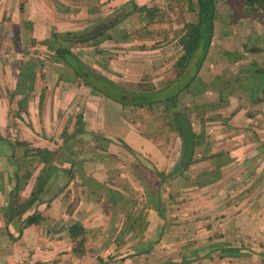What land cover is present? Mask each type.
<instances>
[{"label":"crops","instance_id":"obj_1","mask_svg":"<svg viewBox=\"0 0 264 264\" xmlns=\"http://www.w3.org/2000/svg\"><path fill=\"white\" fill-rule=\"evenodd\" d=\"M130 1L154 0H0V264H264V181L253 180L264 175V22L243 33L264 7L255 16L244 2V23L221 22L217 7L208 55L185 90L205 98L162 106L172 114L164 126L183 149L177 113L194 134L182 169L183 149L178 160L164 149L156 116L149 129L140 120L154 108L133 106L135 124L114 120L107 110L116 102L56 53L69 48L89 71L128 91L102 50L117 36L68 43L54 35L84 32L81 19L92 7ZM225 1L238 12L236 0ZM238 90L246 102L232 100ZM80 127L84 135H76ZM38 151L56 156L45 162ZM143 158L152 168L138 164ZM36 191L43 201L9 223L15 196L22 205ZM34 214L42 223L26 227Z\"/></svg>","mask_w":264,"mask_h":264},{"label":"rangeland","instance_id":"obj_2","mask_svg":"<svg viewBox=\"0 0 264 264\" xmlns=\"http://www.w3.org/2000/svg\"><path fill=\"white\" fill-rule=\"evenodd\" d=\"M230 3L232 4V0H230ZM243 4L244 0L235 1V6L238 8L236 10L238 12L236 13L232 12L233 10L229 8L228 2L225 0H217V7L219 10L218 20L227 22L228 19H231L244 23L246 15L244 14ZM107 5V3H102V12H99L98 8L92 7L91 14L81 19L80 25L83 26L84 34H89L93 30L102 28L106 22H103V20L118 14V10L122 7L108 8ZM74 6H76L74 7V11L77 16L79 14V12H77L79 5L77 4ZM144 8L145 9L139 12V14L136 13L135 16L126 20L122 27H118L119 31L116 29L110 32V34H113L112 36H117V43H108V45H103L102 47V50H109L104 52V54L114 61L112 69L116 71L114 73L115 79H120L125 82L122 76H120L121 73H123V77L128 80L125 84L132 92L163 90L171 86L182 76L183 78H181L179 82L183 84L186 81V77L193 74L195 69V61L190 62L187 66V58L190 43L192 42L194 26L198 23V2L196 0H154L150 6H145ZM126 11L127 10L121 11V14ZM255 16L257 15L255 14ZM261 22H264L263 12H261L260 16L254 21H248V25L244 26L245 29L243 33H247L249 29L250 32H253L252 29L249 28L250 23L253 24L254 30H258L259 24H263ZM123 37H127L128 40H123ZM250 38L252 37L249 35L245 37L247 52L249 51L247 47H250ZM121 53L123 59L120 58ZM242 56L245 57V55ZM243 64L247 63L244 62ZM243 64L242 66H244ZM230 69L231 73L233 72L236 75L240 67L238 68V66H235ZM243 81L245 82V80ZM244 86L247 87V84ZM185 90L181 92L180 97L186 104L188 99L191 100V102L198 103L205 98L203 94L191 98ZM243 91L238 90V92H234L232 100L246 102L243 97ZM261 91L258 92L257 97L261 96ZM101 95L108 100L116 102L112 107L110 106L108 108V116L116 121H120L123 118L127 123L130 122L135 124L134 120L136 118L130 113L133 106L129 103H123L121 94L117 93V100L103 94ZM127 99L130 100V98ZM162 106V104L149 106V108H154V111H149V113L144 111L147 114L146 116L143 115V117H140V120L144 121L149 129L151 126L149 123L151 116H156L159 128L157 131L158 141L161 143L162 140L165 141L166 139L164 149L170 152L173 159L177 158L178 160L181 158L183 146L181 141L174 140L173 136L175 133L173 130L171 129L172 131L168 132L165 128L164 118L171 120L172 114L166 113ZM260 110L261 109H259V111ZM185 113H187V115L192 114L189 109H186ZM108 122L112 123L110 120ZM192 122L195 124L194 116L192 117ZM122 124V122H119V125ZM198 130L199 129H197V131ZM118 132H120V130H118ZM262 144L264 145V143ZM143 159L144 160L138 162V164L149 165V167L152 168L150 163L148 164V160H146V158ZM194 163L197 164L198 161H194ZM259 179L264 181V175L260 177V175L258 176V174L255 173L253 178L254 182H259ZM170 180H173V178L171 177ZM171 190L173 192L178 189L174 188Z\"/></svg>","mask_w":264,"mask_h":264},{"label":"trees","instance_id":"obj_3","mask_svg":"<svg viewBox=\"0 0 264 264\" xmlns=\"http://www.w3.org/2000/svg\"><path fill=\"white\" fill-rule=\"evenodd\" d=\"M199 4V12H198V23L194 26V31L192 33V42L190 43V48L188 51L187 58V66L190 62L195 61V69L193 74L186 77V81L182 84L179 80L182 77H179V80L174 82L171 86L163 89L156 90L152 92H132L126 91L120 88L113 86L108 83L104 79H100L94 73L89 71L83 62L72 53V51L64 46H58L57 55L61 57L76 73L78 78L84 81L85 85L92 88L94 92L97 94H103L107 97L113 98L117 100V93L121 94L122 102L125 104H130L136 107H149L152 105L162 104L163 106H167V104L173 99L180 96L181 92H183L196 78L197 74L202 68V65L208 55L210 46L214 39L215 35V23L217 21V0H196ZM246 6L252 13L257 14L258 7H264V0H244ZM145 7V6H144ZM144 7H138L134 1H130L124 4L120 10H118V14L108 17L103 20L104 25L102 28L98 30H93L89 34H84V32H78L74 34H63L56 33L54 35V40L63 41L68 43H83L85 41L98 38L100 36H106L108 39H113V34H110L111 31L115 30L122 22L126 19H130L139 14ZM127 10L125 13L121 14V11ZM123 40H128V38H122ZM185 74V73H183ZM185 79V78H184ZM170 91V93H169ZM127 98H130L128 100ZM127 101V102H126ZM129 101V102H128ZM78 124L82 125V120L80 119ZM85 132L83 130L78 129L76 135H84ZM96 139H100L99 137H94ZM131 153H134L130 148L125 146ZM40 157L45 162H51L55 158V154L48 151H38ZM160 176V174H158ZM43 194L40 192H34L31 199L27 201L25 204L20 205L18 196H15L16 209L9 210V219L10 223L14 220L17 215H20L25 210L32 208L38 201L42 202L43 198L41 197ZM20 205V206H19ZM43 221V218L39 214H34L27 218L25 221V226H33L39 225ZM73 232V231H72ZM14 239V238H13Z\"/></svg>","mask_w":264,"mask_h":264},{"label":"water","instance_id":"obj_4","mask_svg":"<svg viewBox=\"0 0 264 264\" xmlns=\"http://www.w3.org/2000/svg\"><path fill=\"white\" fill-rule=\"evenodd\" d=\"M178 131L182 136L184 149L180 167L185 169L191 162L194 151V134L187 118L182 113H177L174 117Z\"/></svg>","mask_w":264,"mask_h":264}]
</instances>
